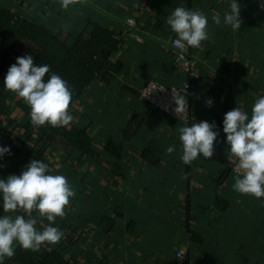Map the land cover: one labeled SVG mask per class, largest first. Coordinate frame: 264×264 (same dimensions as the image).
<instances>
[{
	"label": "crops",
	"instance_id": "0c3cea01",
	"mask_svg": "<svg viewBox=\"0 0 264 264\" xmlns=\"http://www.w3.org/2000/svg\"><path fill=\"white\" fill-rule=\"evenodd\" d=\"M239 2L242 25L233 31L212 20L214 13L223 20L230 0H71L68 8L62 0H0L15 12L18 26L28 19L76 35L98 24L122 41L111 57L118 71L96 78L74 102V119L64 126L90 138L89 152L56 141L42 154L53 174L68 179L75 196L54 222L61 239L33 250L37 256L56 251L68 264H264V197L233 189L235 160L228 159L223 132L227 111L239 105L250 115L264 95V8L261 0ZM178 6L208 17V39L201 48L191 47L198 65L190 76L175 66L166 23ZM130 18L137 30L129 29ZM151 79L191 86L182 94L189 122L142 100L140 89ZM7 93L0 103V145L11 148L0 158L5 179L34 159L40 137L18 108L15 92ZM202 120L217 125L214 154L185 164L179 129ZM31 216L38 230L49 223L35 209ZM3 264H16V257H5Z\"/></svg>",
	"mask_w": 264,
	"mask_h": 264
},
{
	"label": "clouds",
	"instance_id": "9594fccd",
	"mask_svg": "<svg viewBox=\"0 0 264 264\" xmlns=\"http://www.w3.org/2000/svg\"><path fill=\"white\" fill-rule=\"evenodd\" d=\"M71 0H62L68 8ZM264 8V0H261ZM228 11L214 13L212 20L223 23L233 31L240 30L241 5L239 0H230ZM166 23L176 34L175 44L201 48L208 39V17L199 9L176 7L168 15ZM4 89L11 90L30 106L31 123L35 127L45 124L70 126L74 116L69 111L72 92L66 80L50 72L48 64H37L31 54L18 56L5 77ZM176 112L184 111L185 96L175 94ZM212 106L213 100L206 101ZM223 132L229 161L235 160L233 189L242 194L264 197V95L252 106L251 114L239 105L227 111L223 119ZM219 131L214 122L202 120L186 124L179 129L182 143L181 159L191 164L198 157L209 158L214 154V142ZM169 153L173 146L167 148ZM11 154L10 146L0 145V158ZM75 196L68 179L62 174H53L48 163L31 160L19 174L0 177V264L5 257H12L18 243L25 249L36 250L41 245L52 244L61 239L62 232L54 226L57 217H63L70 198ZM35 209L40 217L49 222L42 230L36 228L37 219L31 216ZM16 212V215L9 213ZM25 213V214H20Z\"/></svg>",
	"mask_w": 264,
	"mask_h": 264
},
{
	"label": "trees",
	"instance_id": "16d2710c",
	"mask_svg": "<svg viewBox=\"0 0 264 264\" xmlns=\"http://www.w3.org/2000/svg\"><path fill=\"white\" fill-rule=\"evenodd\" d=\"M16 17L14 11L0 6L1 104L8 94L3 86L4 77L18 56L32 55L34 52V62L48 64L50 72L60 75L67 81L72 92L69 111L96 78L110 71H118L120 68L119 64L111 59L122 42L113 29L94 24L91 30L84 29L76 35H63L34 20L23 19V24L18 26ZM15 100L18 108L31 120L30 106L17 95ZM34 128L40 132L39 141L33 152L36 160L44 161L42 154L56 141L63 142L65 148L76 147L89 152L90 138L77 128L67 130L64 126L51 124ZM14 256L16 264H68L59 252H51L47 258L41 259L32 249H25L20 245L15 249Z\"/></svg>",
	"mask_w": 264,
	"mask_h": 264
},
{
	"label": "built area",
	"instance_id": "2783aa9c",
	"mask_svg": "<svg viewBox=\"0 0 264 264\" xmlns=\"http://www.w3.org/2000/svg\"><path fill=\"white\" fill-rule=\"evenodd\" d=\"M127 25L129 29L137 30V22L135 19H128ZM173 33V40L171 43V48L173 52V57L175 59V66L178 70L185 72L186 74L193 75L196 67L198 65V58L194 57L191 53V46L186 44H175L176 34ZM135 39L139 42H144V38L140 34H132ZM191 88L190 85H186L183 89L176 86H167L157 80L151 79L140 89V97L147 104L155 107L158 111L165 113L170 117H174L178 120L189 122L191 120L190 107L187 102H185L184 111L176 112V102L175 94L182 95L185 91ZM185 89V90H184ZM236 163V162H235ZM235 163L232 165L230 170L231 173L234 172ZM236 174V173H235ZM178 256L183 258L185 255L184 250H179Z\"/></svg>",
	"mask_w": 264,
	"mask_h": 264
}]
</instances>
